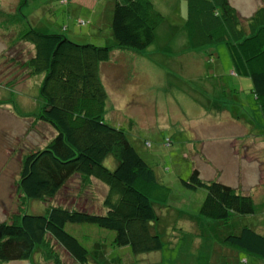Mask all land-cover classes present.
I'll list each match as a JSON object with an SVG mask.
<instances>
[{
	"label": "rangeland",
	"instance_id": "obj_1",
	"mask_svg": "<svg viewBox=\"0 0 264 264\" xmlns=\"http://www.w3.org/2000/svg\"><path fill=\"white\" fill-rule=\"evenodd\" d=\"M112 1L100 0L91 8L81 0H0V222L17 212L44 214L49 204L20 200L15 190L21 157L52 137L51 128L32 118L42 107V75L31 76L23 67L32 47L17 43L7 49L22 22L44 34H63L78 44L111 49L110 60L99 65L107 93L105 122L124 130L171 189L167 204L155 207L160 251L133 255L128 247H112L114 232L92 224H66V232L90 250L89 264H262L239 251L227 257L219 248H226L219 245L220 237L253 227L255 222L264 225V117L250 81L231 74L223 43L189 48L183 20L186 0H150L164 17L154 43L141 53L117 49L110 29ZM230 3L247 18L261 0ZM230 115L239 120L238 125L228 119ZM144 142L150 147L145 149ZM104 166L113 170L114 159L110 157ZM193 170L204 182L215 181L251 195L254 215L228 223L201 217L198 232L203 233L196 234L181 217L197 216L206 195L204 189L191 191L181 184ZM104 194L99 182L83 191L74 177L51 204L70 206L76 197L75 208L86 206L94 214H103ZM103 237L107 243L100 240ZM96 242L107 246L101 250ZM52 244L63 264H75L61 247Z\"/></svg>",
	"mask_w": 264,
	"mask_h": 264
},
{
	"label": "trees",
	"instance_id": "obj_2",
	"mask_svg": "<svg viewBox=\"0 0 264 264\" xmlns=\"http://www.w3.org/2000/svg\"><path fill=\"white\" fill-rule=\"evenodd\" d=\"M110 3V29L116 48L138 53L149 48L164 21L153 2ZM183 20L189 48L225 45L233 75L250 81L264 117V0L247 18L241 16L230 0H186ZM21 24L23 27L17 29L16 39L7 49L17 43L32 47V55L23 67L31 76L42 75L39 88L42 107L32 118L51 128L52 137L42 147L21 157L15 190L20 200L49 204L44 214L17 212L0 222V264L17 261L63 264L52 241L75 264H89L90 250L66 232V224H92L114 232L112 247H128L133 255L160 251L162 241L155 231L159 220L155 207L167 204L171 189L129 142L124 130L105 122L107 93L99 65L110 60L111 49L78 44L63 34H44ZM164 141L170 146L169 139ZM149 147L150 143L144 142V148ZM110 157L115 161L113 170L104 166ZM74 177L79 179L83 191L94 181L102 185L103 214H94L96 211L86 206L75 208L76 197L71 199L70 206L51 204ZM181 184L187 190L204 189L206 193L197 216L181 215L196 234L203 233L198 232L201 217L228 223L255 213L251 195L215 181L204 182L197 170L187 180H181ZM107 237L100 240L107 243ZM97 245L103 250L106 244ZM219 245L226 247L219 248L227 257L239 251L264 264V225L255 222L253 227H241L236 233L220 237Z\"/></svg>",
	"mask_w": 264,
	"mask_h": 264
},
{
	"label": "crops",
	"instance_id": "obj_3",
	"mask_svg": "<svg viewBox=\"0 0 264 264\" xmlns=\"http://www.w3.org/2000/svg\"><path fill=\"white\" fill-rule=\"evenodd\" d=\"M75 1H78V0H75ZM81 2H83L84 5L91 6V8H92L93 6H95V3H97V2L99 3L100 0H81ZM231 73H232V72H231ZM228 119H229L232 123H236V124H237V122L239 121V120H235L234 117H233L232 115H230ZM237 125H238V124H237Z\"/></svg>",
	"mask_w": 264,
	"mask_h": 264
},
{
	"label": "clouds",
	"instance_id": "obj_4",
	"mask_svg": "<svg viewBox=\"0 0 264 264\" xmlns=\"http://www.w3.org/2000/svg\"><path fill=\"white\" fill-rule=\"evenodd\" d=\"M231 72H232V71H231ZM231 74H233V72H232Z\"/></svg>",
	"mask_w": 264,
	"mask_h": 264
}]
</instances>
